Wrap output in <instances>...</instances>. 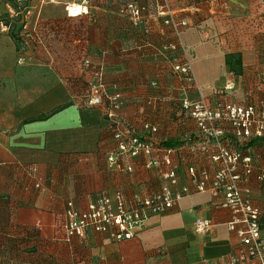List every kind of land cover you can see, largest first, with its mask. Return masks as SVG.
Wrapping results in <instances>:
<instances>
[{
    "label": "crops",
    "instance_id": "0c3cea01",
    "mask_svg": "<svg viewBox=\"0 0 264 264\" xmlns=\"http://www.w3.org/2000/svg\"><path fill=\"white\" fill-rule=\"evenodd\" d=\"M26 2L19 15L22 33H37L18 55L8 28L0 21V264H214L236 249L227 228L228 210L210 193L184 196L163 215L149 216L135 236L113 242L103 235L64 239L67 201L85 209L100 192L133 194L157 191L165 182L164 167L146 170L131 159L132 173L107 163L114 149L103 106L85 108L81 100L93 80L89 61L99 66L107 94L119 91V120L136 131L147 121L158 125L155 138L172 150L180 171L194 159L187 147L198 133L182 116L184 94L170 62L158 51L173 39L163 18L150 15L134 28L118 13L116 0H0V20L16 15L12 4ZM170 10L185 18L181 39L191 53L196 78L211 82L205 99L227 100L264 109V0H171ZM78 10L71 15V10ZM80 12V13H79ZM17 26H19L17 24ZM27 39V38H25ZM239 53L241 73L232 74L224 56ZM230 87V90H224ZM150 102L151 104H147ZM62 109L41 121H24ZM264 165V142L250 150ZM198 166L211 168L205 158ZM20 166L37 168L27 177ZM40 188H35V183ZM264 226V182L253 184ZM8 198L5 202L4 199ZM207 219L204 234L194 231L196 219Z\"/></svg>",
    "mask_w": 264,
    "mask_h": 264
},
{
    "label": "built area",
    "instance_id": "2783aa9c",
    "mask_svg": "<svg viewBox=\"0 0 264 264\" xmlns=\"http://www.w3.org/2000/svg\"><path fill=\"white\" fill-rule=\"evenodd\" d=\"M118 13L127 16L133 27H139L150 15L163 18L170 27L173 40L163 42L158 51L168 52L171 70L181 83V91H193L195 99H180L182 116L193 121L198 136L187 150L192 159L185 170L172 163V150L161 148L155 136L158 125L143 121L140 129L123 124L117 112L123 105L119 91L107 94L102 83V70L85 61L92 72L89 92L82 99L85 108L103 106L114 149L107 153V163L120 172L132 173L131 159L146 170L164 167L165 182L154 192L133 194L126 199L122 192H100L81 210L67 201L63 212L66 242L84 240L89 235H103L113 242L130 240L151 215H163L184 196L208 192L216 204L231 214L227 228L237 238L236 249L227 259L214 264H264V226L261 208L253 195V184L264 182V165L257 166L248 150L254 141L264 142V109L253 104H235L220 100L210 104L202 96L190 66V59L181 40V31L188 26L185 18L170 10L171 0H116ZM70 9H68L69 13ZM80 13V12H79ZM73 15V14H71ZM226 87L224 90H230ZM151 104L150 102L147 103ZM205 158L209 169L195 160ZM27 177H37V168L20 166ZM35 188H40L37 182ZM211 227L207 219H196L194 231L204 234ZM204 264V263H200Z\"/></svg>",
    "mask_w": 264,
    "mask_h": 264
},
{
    "label": "trees",
    "instance_id": "16d2710c",
    "mask_svg": "<svg viewBox=\"0 0 264 264\" xmlns=\"http://www.w3.org/2000/svg\"><path fill=\"white\" fill-rule=\"evenodd\" d=\"M117 4H118V3H117ZM24 6H26V2L21 3L20 6H18L17 4H12V8H13L14 10H16V11H15L16 15H15L14 17H12V18H9V17L6 15V16H4L3 18H1V20H0L1 23L4 24L5 27L8 28V35L10 36V38L12 39V41L14 42V45H15L16 51H17L18 55H20V56H22L24 53L27 52L28 47H29L28 43H29V41H30V39H31L32 37H33V40H35V41H38V40L41 41L40 37H39V36L37 35V33H35V32L32 33V34H30V33H25V34H23V33H22V30H23V28L25 27V22L21 19L20 15H19V12H20V10H21ZM118 7H119V4H118ZM118 10H119V9H118ZM124 17H126V19H128L127 16H124ZM128 21H129V20H128ZM129 23H130V22H129ZM144 23H145V21H143V23H142L139 27L143 26ZM17 24H18L19 26H17ZM130 24H131V23H130ZM139 27H134V28H139ZM25 38H27V39H25ZM172 40H173V39H171V40H165V41H162L161 43H163V42H164V43H165V42H170V41H172ZM161 43H159V45H161ZM159 45H158V47H159ZM158 47H157V48H158ZM168 55H169L168 52H165V53H164V56H165V57L167 58V60L169 61V56H168ZM88 62H89V61H88ZM84 63H85V62H84ZM89 63H90V62H89ZM223 64H225V65L228 67L229 71H230L232 74H234V75H239V74L241 73V71H242V69H241V58H240L239 53H230V54H226V55L224 56V63H223ZM90 65H92V64L90 63ZM98 67H99V66H97V68H98ZM102 75H103V73H102ZM103 80H104V79H103V77H102V83H103V85H104V87H105V84H104V81H103ZM105 91H106V89H105ZM88 92H89V84L87 85V91H86V93H84L82 99H84V97L88 94ZM81 101H82V100H81ZM122 101H123V100H122ZM106 104H107V103H106V99L103 98V106H106ZM61 109H62V107L57 108V109H55L54 111H52L51 113H49V114H47V115H43V116H39V117H35V118L28 119V120L24 121V123L44 120V119L48 118L49 116H51V115H53V114L59 112ZM105 117H106V116H105ZM106 119H107V118H106ZM160 145H161V143H160ZM162 146H165V147H172V146H174V145H173V143L167 141V142L162 143L161 147H162ZM4 201L7 202V201H8V198H5ZM79 240H81V239H79ZM81 241H82V240H81ZM68 242H69V241H68ZM5 258H6V255H5L4 253H0V262H1V261H4Z\"/></svg>",
    "mask_w": 264,
    "mask_h": 264
},
{
    "label": "rangeland",
    "instance_id": "374dc122",
    "mask_svg": "<svg viewBox=\"0 0 264 264\" xmlns=\"http://www.w3.org/2000/svg\"><path fill=\"white\" fill-rule=\"evenodd\" d=\"M71 10V9H70ZM70 12V11H69ZM182 38V37H181ZM182 40V39H181ZM182 42H183V40H182ZM183 45H184V47H185V49H186V52L188 53V56H189V59H191V53H190V51H188L187 50V48H186V46H185V44L183 43ZM192 64H191V62H190V66H191ZM98 68H100V67H98ZM191 70H192V66H191ZM192 73H193V71H192ZM194 75V74H193ZM195 77V76H194ZM195 81H196V83H197V86L200 88V90H201V92H202V96L204 97V96H206V89L210 86L211 87V82H208L207 83V81H205V80H201L200 78H196L195 77ZM139 194H141V193H139ZM64 239H65V237H64ZM66 241V240H65Z\"/></svg>",
    "mask_w": 264,
    "mask_h": 264
},
{
    "label": "bare ground",
    "instance_id": "6f19581e",
    "mask_svg": "<svg viewBox=\"0 0 264 264\" xmlns=\"http://www.w3.org/2000/svg\"><path fill=\"white\" fill-rule=\"evenodd\" d=\"M77 12H78V10H76V11H75V10H71L70 13H71V14H74V13H77Z\"/></svg>",
    "mask_w": 264,
    "mask_h": 264
}]
</instances>
